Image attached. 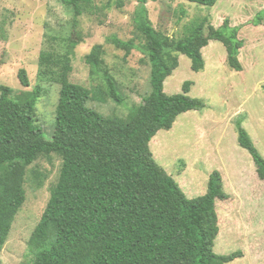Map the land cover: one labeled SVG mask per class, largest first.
I'll return each instance as SVG.
<instances>
[{
	"label": "trees",
	"instance_id": "trees-1",
	"mask_svg": "<svg viewBox=\"0 0 264 264\" xmlns=\"http://www.w3.org/2000/svg\"><path fill=\"white\" fill-rule=\"evenodd\" d=\"M60 1L72 10L70 30L62 37L52 35L56 45L40 51L38 82L19 93L0 85V252L25 200L28 166L40 156L57 154L59 175L30 235L23 264H227L243 256L240 250H213L219 232L216 203L228 198L220 171L209 174L204 194L189 198L149 148L156 132L170 129L179 114L205 107L203 100L188 95L191 80L183 82L179 93L164 91L179 53L190 59L192 70H203L201 50L217 40L226 49L228 66L241 71L238 54L244 43L239 27L227 18L215 27L203 17L185 25L183 36L174 39L154 28L149 0H136L137 37L111 41L125 57L136 49L147 58L150 91L125 115H104L88 105L90 90L69 79L80 40L75 39L80 36L79 17L94 8V0ZM186 1L213 6L217 0ZM115 4L122 7L124 0ZM263 17L261 10L253 24L260 25ZM103 53V46L95 44L85 61L90 73H101L106 83L98 97L121 103ZM18 79L22 86L30 85L24 68ZM41 82L59 85L51 139L35 120V106L44 91ZM236 132L238 144L249 152L258 178L264 180V157L241 121L236 122Z\"/></svg>",
	"mask_w": 264,
	"mask_h": 264
},
{
	"label": "rangeland",
	"instance_id": "rangeland-1",
	"mask_svg": "<svg viewBox=\"0 0 264 264\" xmlns=\"http://www.w3.org/2000/svg\"><path fill=\"white\" fill-rule=\"evenodd\" d=\"M136 6V0H124L122 7L116 6L115 0H94V8L79 17L80 36L75 39L80 40L73 51L69 79L90 90L88 105L104 115H125L150 91L147 58L136 49L125 57V51L111 41L114 37H137ZM147 7L154 28L174 39L183 36L185 25L203 17L215 27L225 18L231 26L239 27L238 37L244 43L238 54L241 71L228 66L226 49L217 40H210L201 50L203 70H192L190 59L179 53L178 66L164 80V91L179 93L183 82L191 80L188 95L203 100L205 107L179 114L170 129L156 132L149 148L189 198L204 194L209 174L220 171L228 198L216 203L219 232L213 250L217 254L242 251L243 256L227 264H264V180L258 178L249 152L238 144L236 132V122L241 121L264 157V17L260 25L253 24L258 12L264 10V0H217L213 6L149 0ZM71 17L72 10L60 0H0V85L14 93L31 90L38 82L40 51L46 45H56L53 36L66 35ZM95 44L103 46L105 69L116 83L121 103L98 97L106 83L101 73H90L85 61ZM20 68L27 72L28 87L19 82ZM41 85L44 91L35 106V120L51 139L59 85ZM60 166L57 154L40 156L28 166L25 200L0 252V264L25 262L30 235L46 207Z\"/></svg>",
	"mask_w": 264,
	"mask_h": 264
}]
</instances>
